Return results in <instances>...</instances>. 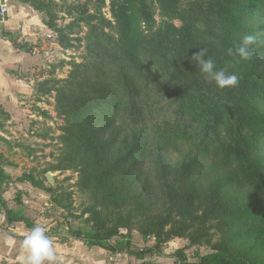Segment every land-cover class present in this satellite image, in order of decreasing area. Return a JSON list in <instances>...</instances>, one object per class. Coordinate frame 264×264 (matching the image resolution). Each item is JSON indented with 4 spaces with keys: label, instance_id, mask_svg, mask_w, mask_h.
<instances>
[{
    "label": "rangeland",
    "instance_id": "obj_1",
    "mask_svg": "<svg viewBox=\"0 0 264 264\" xmlns=\"http://www.w3.org/2000/svg\"><path fill=\"white\" fill-rule=\"evenodd\" d=\"M34 1L42 12L8 0L15 20L0 40L12 78L0 198L12 214L46 229L58 264H264V123L238 140L214 93L204 138L197 98L172 96L152 58L142 0ZM145 1L208 49L264 40V0ZM258 56L235 69L264 80ZM249 97L264 122V98Z\"/></svg>",
    "mask_w": 264,
    "mask_h": 264
},
{
    "label": "trees",
    "instance_id": "obj_2",
    "mask_svg": "<svg viewBox=\"0 0 264 264\" xmlns=\"http://www.w3.org/2000/svg\"><path fill=\"white\" fill-rule=\"evenodd\" d=\"M23 5L30 6L33 10L42 12L43 7L41 4H37L34 0H14ZM162 3H169L173 0H158ZM143 14L148 25V32H150L153 41L152 44V58L160 60L163 64L164 71L166 73V80L170 93L174 97H180L183 92L184 95H194L196 99V105L199 109V113L196 114L200 124L203 126L204 138H209L211 135V122L213 119L210 117V99L213 94H217L225 107L231 112L230 121L233 124L235 135L238 140L242 141L245 134L252 132L255 126L259 123H264L263 118L253 111V102L249 95H252L255 99L260 97L264 98V80L247 79L244 71L239 68L237 64L244 63L238 57H232L227 54V49L231 47H221L220 49H209V55L215 61L218 69H227L229 72L237 73L241 79L238 86L232 88L218 89L214 82H210L198 69L197 63L193 60V56L200 48L206 47L202 45L200 41H195L189 27H178L170 21H158L155 19V14L152 13L145 0H142ZM261 8L264 11V1H261ZM49 12V11H48ZM46 12L48 15L49 13ZM255 23L264 22L263 15L258 14L254 17ZM48 29H51L49 22L44 23ZM3 28V27H1ZM6 32L3 35L6 36ZM264 55V47H256L255 58L252 60L257 61L258 55ZM234 66V67H233ZM184 90V91H181ZM190 93V94H189ZM183 95V96H184ZM247 97L250 99L248 100ZM70 95L65 92L59 93L58 109L60 110L62 104L69 101ZM45 117H49L47 112L43 113ZM103 114V113H102ZM104 115V114H103ZM256 136V133H253ZM10 165V164H9ZM11 166V165H10ZM7 178V173L4 169L0 168V188L4 179ZM0 212L5 215L6 221L9 224L24 223L28 229H31L35 224L29 221L26 217H16L7 208L5 201L0 198ZM164 224H167L165 222ZM74 238L79 241H84L82 233H72ZM89 245V244H88ZM101 247L98 244H92L91 247Z\"/></svg>",
    "mask_w": 264,
    "mask_h": 264
},
{
    "label": "clouds",
    "instance_id": "obj_3",
    "mask_svg": "<svg viewBox=\"0 0 264 264\" xmlns=\"http://www.w3.org/2000/svg\"><path fill=\"white\" fill-rule=\"evenodd\" d=\"M261 44H264V40H258L257 36L245 35L238 45L227 49V54L242 61H251L256 54V47ZM193 60L205 78L214 82L218 89L238 86L241 77L227 69H218L207 47L200 48L194 54ZM8 239L11 241L12 238L8 237ZM16 262L17 264H58L56 247L43 226L34 225L24 234Z\"/></svg>",
    "mask_w": 264,
    "mask_h": 264
},
{
    "label": "crops",
    "instance_id": "obj_4",
    "mask_svg": "<svg viewBox=\"0 0 264 264\" xmlns=\"http://www.w3.org/2000/svg\"><path fill=\"white\" fill-rule=\"evenodd\" d=\"M4 1V3L7 4L8 6V0H0L1 2ZM14 1V0H13ZM15 3H19L14 1ZM33 10V9H32ZM14 15L15 12L12 10V8L8 7V18L7 21L3 24H1V27H4L6 29V36L3 35L4 37H1V30H0V40L6 43L8 41L6 38L11 35L12 32V27H13V22H14ZM28 22V19L26 22L23 20V25L26 26V23ZM11 30V31H9ZM34 31L40 30L38 27H33ZM0 82H3L0 84V98H4L6 96V99H9L10 96L8 97L7 94L12 93V87L10 86L12 82L11 76L6 73L3 69H0ZM0 102L2 103V99H0ZM29 229L26 227V225H22L21 223H14V224H9L6 221L5 215L3 212H0V264H17L16 262V257L20 254V246H21V241L24 237V234L28 231ZM8 237H11V241L8 239ZM77 241V240H76ZM66 249L67 255L70 256L72 255V251L74 252L72 244L69 245L68 247H64ZM97 248V247H96ZM95 250V247L92 248H87L85 249L86 251H90L89 253H92ZM76 254H74V258ZM85 263L86 262H91L90 257H84ZM75 260V259H74ZM71 259H68V262H70ZM108 263V260L106 259L105 261H102V264Z\"/></svg>",
    "mask_w": 264,
    "mask_h": 264
},
{
    "label": "built area",
    "instance_id": "obj_5",
    "mask_svg": "<svg viewBox=\"0 0 264 264\" xmlns=\"http://www.w3.org/2000/svg\"><path fill=\"white\" fill-rule=\"evenodd\" d=\"M8 6L6 3L0 4V24L7 21Z\"/></svg>",
    "mask_w": 264,
    "mask_h": 264
},
{
    "label": "water",
    "instance_id": "obj_6",
    "mask_svg": "<svg viewBox=\"0 0 264 264\" xmlns=\"http://www.w3.org/2000/svg\"><path fill=\"white\" fill-rule=\"evenodd\" d=\"M1 3L3 4L4 1H2ZM47 179H48L49 181H51V177H50V175H47Z\"/></svg>",
    "mask_w": 264,
    "mask_h": 264
}]
</instances>
